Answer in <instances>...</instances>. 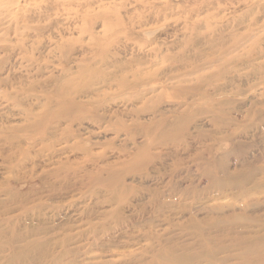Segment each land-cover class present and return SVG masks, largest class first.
Wrapping results in <instances>:
<instances>
[{
  "label": "rangeland",
  "instance_id": "1",
  "mask_svg": "<svg viewBox=\"0 0 264 264\" xmlns=\"http://www.w3.org/2000/svg\"><path fill=\"white\" fill-rule=\"evenodd\" d=\"M229 2L0 0V264L264 261V0Z\"/></svg>",
  "mask_w": 264,
  "mask_h": 264
},
{
  "label": "bare ground",
  "instance_id": "2",
  "mask_svg": "<svg viewBox=\"0 0 264 264\" xmlns=\"http://www.w3.org/2000/svg\"><path fill=\"white\" fill-rule=\"evenodd\" d=\"M238 2H239V0H237V1L230 0L229 4H234V3H238ZM257 4H259V3H257ZM238 7H240V6H238ZM240 22L241 21H239L237 23V25ZM145 24H147V21H145ZM156 30L157 29H155V31ZM151 31L152 30H149V31L145 30L144 31V35L151 36V34H152ZM152 35H154V34H152ZM240 40H242V38H239L237 41H240ZM210 45H211V42H210ZM220 48L221 49L219 50L218 55H216V57H213L212 59L218 58L219 55L224 52L225 48H223V46H222L221 43H220ZM154 49L157 50L158 48L155 47ZM157 57H158V59L161 60V62H164V61L167 62V60L165 59V57H163V56H160L159 57V55L157 56L154 53H150L148 55L143 56L142 64H149L152 61L156 60ZM171 58L173 59L172 62H175V63L176 62H178V63H184V66H183V64H180L182 66L181 70H176V72H181V75H178V74H175L174 73V75H172V77H170V79H172V80H177L176 81L177 84H186V82H187V80H186L187 78L186 77L193 76V75H196L197 76V79H195V81H194V85H192L191 87L190 86L189 87L187 86V87H182L183 89H175L176 91H181V93L187 95L188 99H190V101H191L190 102L191 105H193L196 102V100L192 98L193 97V94L196 92V90L199 91L200 90V87H206V86H208V83H207L208 82V78H205L204 76L199 77L196 73L198 71H200V70L199 69H195L194 66L193 67H186L185 66L186 63L183 60H181L179 62L178 58H174L172 56H171ZM136 60L137 59H135L134 61H136ZM197 60L198 61H201L203 63V66L206 64V59H197ZM138 63H141V62L138 61ZM207 63H208V60H207ZM177 68H178V64H177ZM180 78H182V79H180ZM138 82L139 81H136V83H138ZM216 117H217L216 115L212 114V117L211 118L214 119ZM260 122L261 123H264V119H261ZM166 128H168V130L169 129H171V130L172 129L173 130L176 129V128H174V126H171V125H168ZM229 154L231 155L232 152H230ZM228 155L222 156L221 159L218 162L213 159V160H211L209 162H203L201 164V165H206L207 166L205 169L202 170V175H203L204 179L209 183L208 184V187L209 188L218 189L219 191H223L224 192L226 190H230V189L237 188L239 186L238 184L241 183L240 181H238V179H241L242 182H246V183L249 182V181H251V179H252L251 176H252L253 173H249V174H246V175H243V174L240 175L241 173H239V175H238V174H236L234 172H227V171H225L224 167H225V164H226V162L228 160ZM216 166L219 167V168H221L220 173L222 175H225L224 176L225 177V180H221L217 175H214V173L210 170V168H213L214 169V168H216ZM236 181H238V182H236ZM263 186H264V182L255 183V186L253 188L254 189H261ZM193 195L196 196V192ZM249 207H250V205L245 206L243 208V211H247ZM223 209L224 208H214L213 210L207 211L205 214L206 215L217 214V216H218V218H217L218 219V222H216V226L219 223H223V222H225L227 220H231V219H233V220H239V219H241L242 220V218H243V219L248 220V218H245V215L244 214H241L239 216H236L235 214H233V216H231V214L225 213ZM226 214H228V215H226ZM262 239L264 241V236L262 237ZM255 242H259V240L252 241L250 243L251 245L248 246V249L245 252H255V251H258L259 250V244H255ZM235 245L237 246V241L235 242ZM263 255H264V252H263ZM184 256H186V255H178V257L175 256L174 258H169V259L168 258H164L162 260L161 264H164L163 261L165 263L173 262L174 264H191L193 262V260H191L190 258L184 257ZM203 256H205L207 258H211L213 255H212V253H208V254H205V255L200 256L201 257L200 259L205 260L204 258H202ZM261 262L264 264V261H262V259L260 261V264H261Z\"/></svg>",
  "mask_w": 264,
  "mask_h": 264
}]
</instances>
